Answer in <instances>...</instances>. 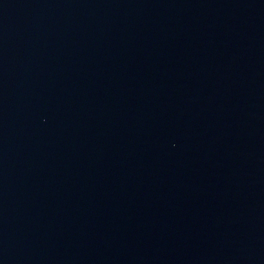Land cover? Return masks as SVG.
Returning <instances> with one entry per match:
<instances>
[{
    "label": "water",
    "instance_id": "95a60500",
    "mask_svg": "<svg viewBox=\"0 0 264 264\" xmlns=\"http://www.w3.org/2000/svg\"><path fill=\"white\" fill-rule=\"evenodd\" d=\"M264 158V0H0V264H210Z\"/></svg>",
    "mask_w": 264,
    "mask_h": 264
}]
</instances>
